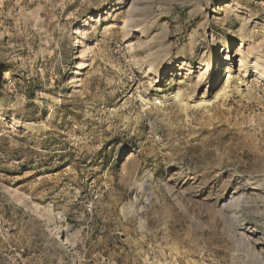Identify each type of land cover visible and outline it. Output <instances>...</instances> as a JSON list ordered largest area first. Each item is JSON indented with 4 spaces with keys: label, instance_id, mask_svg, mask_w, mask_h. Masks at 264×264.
Here are the masks:
<instances>
[{
    "label": "rangeland",
    "instance_id": "rangeland-1",
    "mask_svg": "<svg viewBox=\"0 0 264 264\" xmlns=\"http://www.w3.org/2000/svg\"><path fill=\"white\" fill-rule=\"evenodd\" d=\"M0 264H264V0H0Z\"/></svg>",
    "mask_w": 264,
    "mask_h": 264
},
{
    "label": "bare ground",
    "instance_id": "bare-ground-1",
    "mask_svg": "<svg viewBox=\"0 0 264 264\" xmlns=\"http://www.w3.org/2000/svg\"><path fill=\"white\" fill-rule=\"evenodd\" d=\"M77 32H78V33H80V31H79V30H78ZM77 39H78V38H77ZM78 41H79V40H78Z\"/></svg>",
    "mask_w": 264,
    "mask_h": 264
}]
</instances>
